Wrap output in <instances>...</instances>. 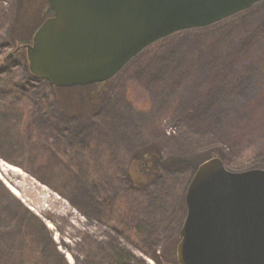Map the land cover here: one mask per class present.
Here are the masks:
<instances>
[{"label": "rangeland", "instance_id": "1", "mask_svg": "<svg viewBox=\"0 0 264 264\" xmlns=\"http://www.w3.org/2000/svg\"><path fill=\"white\" fill-rule=\"evenodd\" d=\"M28 1L0 0V160L36 181L26 202L41 216L0 180V246L17 226L53 261L108 264L121 252L136 264H181L192 162L217 152L231 171L264 170V1L150 45L93 85L99 100L79 112L63 109L61 92L55 99L27 72L26 51L16 52L14 25ZM148 150L176 166L138 185L131 160ZM65 163L94 199L54 188H64Z\"/></svg>", "mask_w": 264, "mask_h": 264}, {"label": "water", "instance_id": "2", "mask_svg": "<svg viewBox=\"0 0 264 264\" xmlns=\"http://www.w3.org/2000/svg\"><path fill=\"white\" fill-rule=\"evenodd\" d=\"M53 15L26 54L31 74L58 88L106 83L139 53L264 0H46ZM12 55H10L11 57ZM181 264H264V170L199 164L186 192Z\"/></svg>", "mask_w": 264, "mask_h": 264}, {"label": "trees", "instance_id": "3", "mask_svg": "<svg viewBox=\"0 0 264 264\" xmlns=\"http://www.w3.org/2000/svg\"><path fill=\"white\" fill-rule=\"evenodd\" d=\"M19 20L14 25L13 39L17 43V47L20 50L26 51V45L31 44L33 41L34 34L42 23L49 17L53 15L52 10L48 6L46 0H35V3H32L30 0L28 3H24L22 9L19 11ZM18 48L16 52L20 51ZM27 72L33 76L29 70V64L26 67ZM34 77V76H33ZM35 78V77H34ZM45 84L48 85L53 92L54 98L58 100V93H60V105L66 111H76L79 112L89 106H92L96 103L101 94L92 91V86L85 87H71V88H58L52 86L49 82L41 79ZM104 83L97 84V86H102ZM49 91V90H48ZM220 155L217 152H212L209 157H217ZM64 160V159H63ZM62 160V161H63ZM201 161L192 162L193 173L197 170ZM70 165V164H69ZM64 164V167H60L63 171L62 177L57 179L59 184H62V190L59 187H54L60 194L66 195L67 190L71 191L76 197L79 196L81 199L92 200L95 198L97 191H93L91 185L83 181L81 177L75 175L72 171L73 165L69 166ZM163 166L165 168H174L176 166V160H167L163 161L161 157L157 154L155 150H148L139 154L131 160V171L129 175L134 183L138 185H151L155 179L160 174L159 167ZM74 170V169H73ZM75 172V170H74ZM135 173L136 175L132 174ZM65 182V186H63ZM74 206L75 201H71ZM77 207V206H76ZM80 208V207H78ZM81 210V209H80ZM82 212L86 213L82 209ZM84 213V214H85ZM36 220H38L35 217ZM10 232V236L5 241L3 245L0 246L1 255L0 259L4 260L2 264H68L66 259L55 249V253L59 255V259L55 258V261L47 258L44 254V251L41 250V243L34 237L30 240L29 237L21 232V230L15 226ZM18 228V229H17ZM27 238V239H26ZM7 247L11 251H7ZM14 249V251H12ZM138 260L136 257L130 254H119L113 257L108 264H136Z\"/></svg>", "mask_w": 264, "mask_h": 264}, {"label": "bare ground", "instance_id": "4", "mask_svg": "<svg viewBox=\"0 0 264 264\" xmlns=\"http://www.w3.org/2000/svg\"><path fill=\"white\" fill-rule=\"evenodd\" d=\"M116 111V110H115ZM113 108H109V113L115 112ZM117 114V111H116ZM19 178L21 182L19 183L16 178ZM30 176L27 173H23L19 168L12 166L11 164L0 160V180L7 186V188L19 198L31 211L41 216L39 210L34 209L29 205L27 201V195L32 192L31 189H34L33 185H36V181H30ZM28 185H31L30 187ZM39 185V184H38ZM40 186V185H39ZM49 195L52 193L48 192ZM42 209V208H41Z\"/></svg>", "mask_w": 264, "mask_h": 264}]
</instances>
